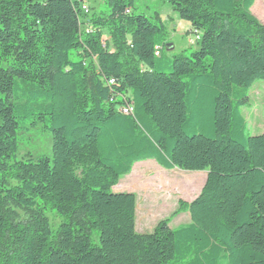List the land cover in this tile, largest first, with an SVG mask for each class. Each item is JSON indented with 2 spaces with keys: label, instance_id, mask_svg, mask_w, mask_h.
I'll return each mask as SVG.
<instances>
[{
  "label": "trees",
  "instance_id": "1",
  "mask_svg": "<svg viewBox=\"0 0 264 264\" xmlns=\"http://www.w3.org/2000/svg\"><path fill=\"white\" fill-rule=\"evenodd\" d=\"M136 1L90 16L81 0H0V264H264V133L242 110L264 80L256 0H167L199 36L172 58L160 13ZM38 126L50 201L12 169ZM146 159L207 171L175 212L187 225L136 231L137 195L112 189Z\"/></svg>",
  "mask_w": 264,
  "mask_h": 264
},
{
  "label": "rangeland",
  "instance_id": "2",
  "mask_svg": "<svg viewBox=\"0 0 264 264\" xmlns=\"http://www.w3.org/2000/svg\"><path fill=\"white\" fill-rule=\"evenodd\" d=\"M83 2V1H82ZM90 8L89 15L108 13L105 0H84ZM254 15L264 24V0H256L251 8ZM136 13L147 16L160 13L169 29V44L165 47V55L172 58L175 54L187 53L199 48L196 34L192 32L189 22L183 20L167 0H137ZM86 29V26H83ZM105 38L108 34L105 32ZM77 59L76 52L71 54ZM98 64L97 57L95 58ZM243 114L248 125L249 135L264 133V80L255 81L250 89V102L243 107ZM20 150L12 164L17 179H31L39 193L41 201L51 200V187L48 169L39 164L42 157L52 154V135L42 130L41 126L31 129L20 136ZM207 171H186L179 168L166 169L154 159L138 161L130 173L121 176L113 192H134L137 195L136 231L151 233L162 219H170V227L176 229L191 222L188 209H179V202L190 203L196 198L206 179ZM47 215L53 229L62 219L55 211L49 210Z\"/></svg>",
  "mask_w": 264,
  "mask_h": 264
},
{
  "label": "built area",
  "instance_id": "3",
  "mask_svg": "<svg viewBox=\"0 0 264 264\" xmlns=\"http://www.w3.org/2000/svg\"><path fill=\"white\" fill-rule=\"evenodd\" d=\"M81 1H83L84 2V0H81ZM82 2V3H83ZM82 9L85 11V12H89V7H88V5L87 4H83L82 5ZM199 36H197V38H198ZM196 38V39H197ZM111 82H114V80H111ZM122 110H127V111H129L130 112V114L133 112V107L132 106H125V107H123L122 108Z\"/></svg>",
  "mask_w": 264,
  "mask_h": 264
},
{
  "label": "bare ground",
  "instance_id": "4",
  "mask_svg": "<svg viewBox=\"0 0 264 264\" xmlns=\"http://www.w3.org/2000/svg\"><path fill=\"white\" fill-rule=\"evenodd\" d=\"M122 112H123L124 114H130V112L127 111V110H122Z\"/></svg>",
  "mask_w": 264,
  "mask_h": 264
},
{
  "label": "crops",
  "instance_id": "5",
  "mask_svg": "<svg viewBox=\"0 0 264 264\" xmlns=\"http://www.w3.org/2000/svg\"><path fill=\"white\" fill-rule=\"evenodd\" d=\"M206 176H207V175H206ZM206 178H207V177H206ZM204 180L206 181V179H204ZM205 181H204V183H203V186H204V184H205ZM203 186H202V187H203ZM201 190H202V189H201ZM200 192H201V191H200Z\"/></svg>",
  "mask_w": 264,
  "mask_h": 264
}]
</instances>
